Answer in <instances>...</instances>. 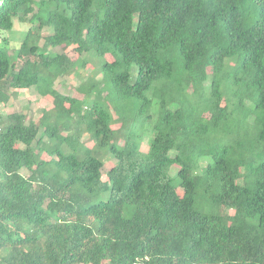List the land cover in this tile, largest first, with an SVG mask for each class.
Here are the masks:
<instances>
[{
  "label": "trees",
  "instance_id": "16d2710c",
  "mask_svg": "<svg viewBox=\"0 0 264 264\" xmlns=\"http://www.w3.org/2000/svg\"><path fill=\"white\" fill-rule=\"evenodd\" d=\"M16 19L0 105L53 106L0 112V264H264V0H0ZM88 65L82 99L52 88Z\"/></svg>",
  "mask_w": 264,
  "mask_h": 264
},
{
  "label": "rangeland",
  "instance_id": "374dc122",
  "mask_svg": "<svg viewBox=\"0 0 264 264\" xmlns=\"http://www.w3.org/2000/svg\"><path fill=\"white\" fill-rule=\"evenodd\" d=\"M38 21V20H36ZM31 28H37L30 20L21 21L16 19L14 21V26L10 31H0V49L5 48L10 50L11 58L15 61L17 57V49L21 46L23 41L25 40L28 31ZM50 32L49 29H44L41 34L46 35ZM51 52L58 54H67L70 58L77 60L78 54L75 52L72 47H58L50 49ZM109 61H112V57L110 55L107 56ZM94 67L92 65H88L86 69L81 72H77L74 76H62L57 79V81L53 84L52 88L59 91L60 93L70 96L77 97L79 99L83 98V95L79 92L78 88L81 84L85 83L89 77L93 74ZM102 78V75L97 77L98 80ZM53 106L51 97H43L39 94V92L34 88L19 90L18 94L13 96L10 102L7 105H0V112L3 115H6L11 112H18L25 114L28 118V121L38 120L42 115V110L51 109ZM115 128L119 127V125L114 126ZM151 142V136L149 134H145V139L142 145V150L147 151ZM47 143V139H45L41 145L43 147ZM88 147H92L93 143L88 142ZM104 169L103 173L105 174L115 163L114 160L110 157H106L104 159ZM176 169L173 170L175 173ZM23 174L28 176L30 173L27 170H23ZM104 178L106 176L104 175ZM180 196L183 194V190H178ZM233 213V210H231Z\"/></svg>",
  "mask_w": 264,
  "mask_h": 264
}]
</instances>
